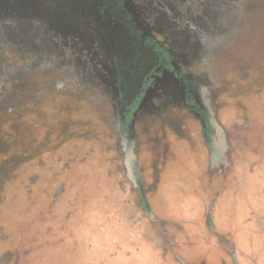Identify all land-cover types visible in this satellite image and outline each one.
<instances>
[{
  "label": "rangeland",
  "instance_id": "1",
  "mask_svg": "<svg viewBox=\"0 0 264 264\" xmlns=\"http://www.w3.org/2000/svg\"><path fill=\"white\" fill-rule=\"evenodd\" d=\"M239 17L224 25L232 38L211 69L229 166L209 176L198 143L174 140L177 160L144 166L154 219L104 142L100 116L71 102L60 77L10 64L0 96V264H264V0H242Z\"/></svg>",
  "mask_w": 264,
  "mask_h": 264
},
{
  "label": "flooded vegetation",
  "instance_id": "2",
  "mask_svg": "<svg viewBox=\"0 0 264 264\" xmlns=\"http://www.w3.org/2000/svg\"><path fill=\"white\" fill-rule=\"evenodd\" d=\"M241 1L95 0L96 23L70 29L36 9L14 11L0 1V96L10 64L20 62L31 76L60 77L66 97L102 119L104 142L154 219L156 187L144 166L161 171L168 158L177 160L174 140L198 143L209 176L229 166L211 69L220 43L232 38L224 25H236Z\"/></svg>",
  "mask_w": 264,
  "mask_h": 264
},
{
  "label": "water",
  "instance_id": "3",
  "mask_svg": "<svg viewBox=\"0 0 264 264\" xmlns=\"http://www.w3.org/2000/svg\"><path fill=\"white\" fill-rule=\"evenodd\" d=\"M11 3L14 11L27 8L36 9L47 19L65 28H86L96 23L97 9L95 0H0ZM129 165L132 166L130 158ZM143 199V196L141 197ZM147 208V205H145Z\"/></svg>",
  "mask_w": 264,
  "mask_h": 264
}]
</instances>
